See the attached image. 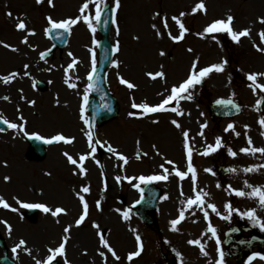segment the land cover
I'll use <instances>...</instances> for the list:
<instances>
[{
  "label": "rangeland",
  "instance_id": "374dc122",
  "mask_svg": "<svg viewBox=\"0 0 264 264\" xmlns=\"http://www.w3.org/2000/svg\"><path fill=\"white\" fill-rule=\"evenodd\" d=\"M85 2L87 0H51L52 6H50L48 0H43L39 5L36 0H0V57H3V59L0 58V76L3 74L10 76L11 73L18 70L14 78L15 83L18 84L17 87L1 99L4 100L7 97L9 100L15 99L18 102L20 98L19 89L24 93L22 83L27 80L30 87L34 86L35 80L38 79H43L48 84L47 91L38 92V94L35 92L29 99L24 96V101L19 106L10 107L12 105L7 104L5 102L7 99H5V103H2L4 113L0 107L1 118H9V115L17 112L23 113L22 110L25 109L30 111L33 120V122L30 121V133L37 132L46 136L57 132L67 135H81L82 129L85 130L78 119L80 93L76 89L69 90L67 81L70 80L72 84L79 80L82 84L84 82L88 84L86 75L91 72L92 53H95L98 61L97 44L100 37L97 25H95L96 31L93 33L81 19L70 30V42L62 57L46 63L42 62L40 58V54L50 47L44 37L46 35L45 29L48 27L46 17H51L56 21L77 19L81 16L80 9ZM201 2L204 3L206 11H194L196 5ZM108 3L114 7L115 0H105V4ZM92 7L90 5V14H94L91 13ZM9 12L12 14L11 17L6 15ZM157 13L159 16L156 15ZM181 13L185 15L181 17ZM229 15L234 17L233 31L238 33L245 29L250 30L249 37H242L239 43L232 42V45L216 40L215 38L219 35L210 36L205 32V29L212 22L224 20ZM173 17L179 18L186 28L183 40L178 43L169 38V33L173 37L179 36V27L173 21ZM165 18L168 23L167 30L163 27ZM260 18H264V0L247 2L242 0H120V8L115 17L117 23L112 26V43L114 47L119 43L120 47L119 52L115 53L114 56V62L118 63L119 67L111 66L108 71L107 82L110 90L118 98L121 111L117 119L98 129L99 136L104 142H107V147L110 145L118 151H125L126 154L132 153V170L129 172L137 177L138 175L154 176L155 173L164 174V171L160 170L161 166L169 167L166 165V161L170 159L174 163L180 162L183 167L187 160L183 132L187 131L191 135L189 144L192 155L195 157L198 174L196 175L195 189L189 179L186 182L169 175L167 181H160L159 186L164 190V197L167 196L168 199L163 198L160 204L157 215L159 229L156 231L139 225L136 234L138 233L145 240L144 253L141 257L139 256L140 258L129 261L126 256L129 252L137 251V243L135 239L128 240L130 239L129 229L124 226L127 220L123 218L122 213L127 211L126 204L125 202L120 203L119 198L114 196L119 195L118 192L126 193L125 179L123 178L125 177L126 166H122L124 169L120 171V164L115 166L118 161L114 155H97L106 169L109 182L116 190L110 191L113 193L110 194V198L101 199L105 207H102L100 212L92 209L93 220L87 221L83 225V229L94 233L92 224L96 221L101 223L103 229L101 226L100 229L103 231L104 229H111L106 235L107 238L105 236V240L112 246L120 259L115 260L106 249L101 247L99 249L107 255L108 263L104 262V257L96 256L97 260L92 257L90 259L85 255L86 246L80 251L81 258L69 254L72 261L77 264H216L218 259L217 245L215 239L208 233V224L211 223L217 229V235L221 241L220 247L225 253V264H238V253L224 247V235L227 228L234 224L239 217L234 212L230 222L223 221L207 205H215L221 215H227L225 208L227 204H231L234 210H239L241 213L249 210H255L258 213L259 204L257 201L247 197H235L230 195L227 189L228 186H231L233 189L250 193L251 189L244 187L245 181L252 186H264V155L241 152V149L248 147L249 139L252 142V147L264 148V134H262L264 128H261L260 125L264 116L260 114L258 109L264 91H260L258 88L253 91V88L249 87L251 82L247 80L249 74H261L256 83L264 85V52H259L254 47L255 45L264 48V43H261L258 35L264 31V25L258 23ZM20 21L26 24V31L17 30V24ZM153 25L156 26L155 29ZM117 27L119 28V35H117ZM157 30L160 32L159 36H157ZM27 32H35L36 34L28 36ZM25 38L28 40L27 44L22 43ZM226 38L228 39L227 35ZM94 41L95 43H93ZM5 44L9 47L5 48L3 46ZM12 48L17 49V51L13 52ZM90 49L91 51H89ZM161 52H164L165 55L161 56ZM73 60L79 62L74 67L76 80L72 77H66L69 75V71L67 73L62 71L63 67L65 69ZM222 63L225 64L224 72L210 74L201 85L196 86L194 95H191L192 100H185L187 103L196 101L195 105L192 104L195 107L197 104L199 106L196 110L193 109V117L188 119V121L192 119L191 133L188 131L187 124L181 122L184 121L181 120V116H160L154 119L158 121V123H154L156 125L151 124L154 121L151 118H135L139 116V112L133 110V103H157L167 95L166 91L169 88L181 84L187 79L193 70V65L197 71L199 68ZM27 65L30 68H26ZM48 70L57 71L58 75H47ZM28 71L31 72V76H28ZM159 72H163L165 78L160 79L158 77V80L151 81L152 79L148 74ZM120 78L132 83L136 88L128 89L119 82ZM201 88H204L203 94H199ZM228 97L236 98L243 105L242 115L232 120L213 119L209 114L207 104L216 99ZM27 100L35 101L34 106L32 103L29 105ZM130 113L134 115L130 116ZM132 118L134 120L131 121ZM172 120H176L181 125V129H177L171 123ZM202 123L207 125L206 128H203V136L199 135L202 130L200 126ZM230 124L235 126L234 130L226 131ZM0 136L6 141L12 137ZM16 138L17 136L14 140ZM217 138L222 140L224 146L216 153L209 155L207 160L200 153L208 149L209 145L215 146ZM8 141L5 144L6 147L0 144V160L6 161L3 164H9V167L4 168L0 163V193L7 192L3 198H7L6 200L10 204L14 199L13 194L30 201L42 200L43 197L32 199V194L29 192L27 194L26 189L23 190L24 192L11 191L9 185L3 181V178L5 180L7 177L9 181H16L20 186V178L26 174H29V179L36 181V185L40 188L58 187L65 197L67 194L70 197L77 194L85 195L89 198L90 204L97 200V191L102 194L108 191V184L104 185L103 189L98 175L96 183L90 184V186H87L89 183L79 180L83 173L75 172L67 164L66 159L60 153V146L57 148V152L59 151L58 158L61 159V162L50 158L48 153L44 160L30 162L25 159L26 145L19 147L14 144L12 146ZM65 148L69 150V147ZM229 148L237 153L235 158L227 155ZM47 152L50 154V150ZM135 153H140L142 157L147 155L149 159L133 161ZM221 166L228 169L232 168L234 171L221 177L216 173V170ZM204 167L211 169L214 174L209 172L207 174ZM248 167L257 168L258 171L245 173L244 169ZM16 170H24L25 172L17 173ZM45 173H50V175ZM169 173L172 172L169 171ZM116 176L120 178L119 183H117ZM218 184L221 186L220 188L217 187ZM83 187H88L89 193L80 192V188ZM186 189L189 192L184 194L185 197H182L181 191L184 193ZM134 191L133 198L138 194L135 189ZM201 192L208 194L203 198V209L192 206L189 210L190 206L187 203L189 197L196 196ZM62 203L66 202L62 200ZM13 204L16 205V203ZM77 211L79 208H76ZM181 211H184L185 219L177 225V231L173 232L171 231V221L177 219ZM205 211L208 212V220H205L203 214ZM12 217L13 215L0 210V220L7 219L13 224ZM71 217L75 218L76 213ZM47 218L49 219V217ZM73 218H70V221ZM38 220V224L32 225L29 227L30 229L18 221L20 224L18 229L21 232L28 231L31 234L34 230V239L41 244L44 250L43 253L35 251L31 253V264L44 259L47 255L46 247L52 246V249H55L61 234V228L56 225L58 221L47 223L43 215H39ZM44 223L50 227L55 225L59 232L56 233L58 234L57 237L50 234L46 235L45 232H43L42 238L40 237L38 231H43L44 226L42 224ZM110 223L113 225L112 228L107 226ZM138 224L139 222L134 217L133 228L135 230ZM40 228L41 230H39ZM13 232H5L0 223L1 236L4 237L5 235L6 237ZM127 234L126 240L125 235L127 236ZM14 235L17 238L22 236L20 233ZM51 237L54 240L50 242L45 240L51 239ZM94 239L95 243L98 242L96 237ZM15 240L13 243H17ZM189 240H199L207 255H202L199 248L189 245ZM5 241V248L0 246V250H2L0 260L3 255L8 254L14 258L17 264H23L18 256L22 249L13 253L10 250L12 243L9 242L8 237ZM252 249L257 250L258 246L256 245ZM94 251H97L96 247H94ZM248 253L253 252L249 251ZM261 255L264 253L261 252ZM246 257H242L244 264H247V261L245 262ZM57 260L58 264H64L63 261H59L60 258ZM253 264H264V260L256 259Z\"/></svg>",
  "mask_w": 264,
  "mask_h": 264
},
{
  "label": "snow or ice",
  "instance_id": "6c2138e0",
  "mask_svg": "<svg viewBox=\"0 0 264 264\" xmlns=\"http://www.w3.org/2000/svg\"><path fill=\"white\" fill-rule=\"evenodd\" d=\"M42 2H43V0H36V3L38 5L41 4ZM48 2H49V5L51 6V0H48ZM90 5L93 6L91 9V13H94V14H90ZM106 7L107 6L105 4V0H87V2H85L80 9L81 16L77 19H65L63 21H54L51 17H46L47 23H48V25H50V28L45 29V32L47 33L49 31H62V32L68 33V32H70L71 28L74 25H76L77 23H79L80 20L82 19L83 23L87 25L88 29L94 33L96 31L95 25H100L101 23H105V24L108 23L107 20L102 19L104 12L106 10ZM119 8H120V0H115L114 7H112L110 9V11H111V22L114 25L117 23L115 17H116V13H117ZM194 11H206L204 3H202V2L198 3L196 5V8ZM6 15L11 17L12 14L9 12ZM156 15L159 16V13H157ZM180 15L182 17L185 14L181 13ZM154 19H155V17H154ZM172 19L176 23V25H178V27H179V36L173 37L171 35V33H169V38L172 39L174 42L178 43L181 40H183L184 35L186 33V28L179 18L173 17ZM233 21H234V17L229 15L224 20H217V21L212 22L205 29V32L206 33H227L231 37V39L236 43H239L240 39L242 37H249L250 36V30H248V29L242 30L238 33L233 31V28H232ZM258 23H260L261 25H264V18H260L258 20ZM163 27L165 30L168 29V23H167L166 18L163 20ZM153 28L155 29L156 26L153 25ZM17 30L22 31V32L26 31V24L23 21H20L17 24ZM35 34H36L35 32H27L28 36H34ZM117 35H119V28L118 27H117ZM159 35H160V32L157 30V36H159ZM258 35L260 36L261 43H264V31H261L260 33H258ZM22 43L27 44L28 43L27 38L22 40ZM93 43H95V41ZM3 46L5 48L9 47V45H7V44H5ZM254 47H256L257 51L264 52V48H260V47L255 46V45H254ZM11 50L13 52L17 51V49H15V48H12ZM119 50H120L119 43H117L115 45V47L112 49V51H113V53H117V52H119ZM89 51H91V49ZM188 51H191V49H188ZM43 55L44 54H42V56ZM69 55H71V53H69ZM160 55L163 56V55H165V53L161 52ZM77 63H79V62L76 60H73L72 64H70L68 66V70H66V73H67V71L72 70ZM112 66L118 68L119 64L114 62ZM25 67H27V66H25ZM224 68H225V64L222 63V64H217V65L205 67L202 70L196 71L195 65H193V70L190 72L188 78L183 83L179 84L178 86L171 88L170 94L158 105L149 106L147 104L137 105V104L133 103L132 108L138 109L139 112L143 114L141 116H136L135 118L142 119L144 115H150V114H156V113H166V112H173V113H175L176 116H182L183 113L181 111H179L176 107L169 108L166 106L173 103V102L178 104L181 99L191 100L192 97L190 95H186L187 93H189L190 90H194L196 88V86L201 85L202 82L210 74H212V73H218V74L223 73ZM96 70H97V60H96L95 53H92L91 72L87 77L88 81L90 82L89 88L94 87V85L91 83V81H93L95 78ZM16 75H17V73H11L10 76L0 77V81H3L5 84L10 83L12 81V79L16 77ZM148 75L150 76V78L152 80H156L158 77L160 79L165 78V74L163 72H159L156 74L149 73ZM260 75L261 74H249L247 76V80L251 82L249 87H252L253 91H255L257 88L260 89V91H264V85L256 83ZM119 82L122 85H125L130 90L134 88V85L132 83L124 80L123 78H120ZM68 87L74 88L75 85L68 83ZM5 99H7V97H5ZM88 99H89L88 95L83 96V105L81 108L80 115H81V119L83 120L84 124L90 127L89 120L85 119V117H84V108L88 104ZM31 103H32V106H34L35 101H32ZM217 104L222 105V106H226V102L223 100L217 101ZM233 107H235V105H233ZM129 115L133 116L134 114L130 113ZM18 119L21 120L23 123H21V124L11 123L5 119L0 118V124L6 125L8 129H11L13 131H18L19 133H23V135L28 140L38 141L39 143L44 144V145H52L54 143L59 144L61 142L64 144H72L74 142L73 139L65 138L62 134H58L52 138H44L38 134H31L30 135L25 131V127H24V125L27 122L24 121V118L22 116L18 117ZM153 123H158V121L154 120ZM171 123L177 129H181V125L176 120H172ZM260 125H261V128H264V120L260 121ZM206 127H207V125L201 126L202 130L199 133V135L203 136V128H206ZM234 128H235V126L230 124V125H228L226 131H233ZM262 134H264V133H262ZM237 135H239V134H237ZM183 137H184V147L186 149L187 159H188V173L191 174V182H192L193 187L195 189L196 172H195V169L192 167V164H191L192 151H191V148H190L189 142H188L189 141V133L187 131H184ZM87 143H88V148L90 149V154L80 155L78 157V159H74L68 153H64V155L67 158L68 163L71 165H74L75 168L78 169L80 173H83L85 175H86V169L84 167L85 162L87 160H89L90 157L95 156V153L97 150L96 146H103V145H101V142L99 140L94 141V137H93V134L91 131H89L87 133ZM105 143H107V142H105ZM223 146L224 145L222 143V140L220 138H217L215 146L209 145L208 149L206 151L200 153V154L202 156H208V155L214 154L217 151H219ZM106 150L110 153H113V155H115L118 160L123 161L124 164L128 163L127 158L122 154H118L116 149H114L110 145L107 147ZM241 152H243L244 154L260 153L261 155H264V148L252 147V142L249 139L248 140V147L241 149ZM157 154H159V153H157ZM227 155L232 157V158H235L237 153L232 151L229 148V149H227ZM166 163L172 164L171 161H166ZM5 166H7V165L5 164ZM161 167L163 168V166H161ZM205 171L209 172L211 174H214V173H212L211 169H206ZM227 171L229 173H231L234 171V169L229 168V169H227ZM257 171H258V169L254 168V167H248V168L244 169L245 173H255ZM45 174L50 175V173H45ZM170 174L175 175L181 181L188 178V175L185 172H181L179 170H176L174 173H169L168 169H164V174H162V175L149 176V177H144V176L139 177L138 178L139 179L138 184H133V180L136 178H128L127 182L130 185H133V187L135 188V190L137 192H140L141 191L140 185H149V184H152V183L158 182V181H167L168 176ZM8 179L9 178H7V177L5 178L6 182ZM119 180H120V178L117 177V183H119ZM217 187L220 188L221 186L218 184ZM244 187L251 189L250 193L243 191V190L233 189L231 186H228L227 191L229 192L230 195H234L235 197H238V198H246L247 197L249 199H253V200L257 201L259 206H260V210L264 211V186H260V187L252 186L247 181H245ZM80 191L83 193H89V188L83 187L80 189ZM181 195H183L182 191H181ZM207 195H208L207 193L201 192L198 195H196L194 199H189L187 201L188 205L190 206L189 210L191 209L192 206L203 209V207H204V199L203 198L206 197ZM164 199L167 200L168 197L165 196ZM79 200H80V203L82 204L83 208H82V214L75 221L76 227H80L85 222V220L88 216V204H87V202L85 201V199L82 195L79 196ZM142 200H143V195H141V201ZM141 201H137V203H140ZM16 203L19 205L20 209H38L42 213H45V214L50 213L53 217H57L61 214L67 215V212L64 209L56 208L55 210H52L48 206H46L44 204H40V203H24V202H21L19 200H17ZM99 207H100V205L98 203L97 209H99ZM133 207H135V205H133ZM207 207L210 208L212 210V212L216 213L219 216V219H221L223 221H229L230 222L231 217L233 216V214L235 212V214L240 219H242V220L246 219L247 221H249L252 224L253 227L258 228L261 232H264V220L258 218L257 212L255 210H249V211L241 213L239 210H234L231 204H227V205H225V208L227 210V215H221L217 211L215 205L208 204ZM0 208L8 209L9 211H12V212L17 211L16 208L10 207L2 198H0ZM203 214H204L205 220H208V212L205 211ZM193 215H195L194 212H193ZM122 216L125 220H128L129 219V211L123 212ZM184 219H185L184 211H181L179 214V217L177 219L171 221V225H172L171 231L176 232L177 231V225L181 224V222ZM0 223L5 224L6 229L9 232H11V228H10V226H8L6 224V222L0 221ZM70 227L71 226L64 228L65 237L62 240V242L59 244V246L56 247L55 249H52V248L48 249V252L50 253V255L43 262V264H53V261L57 257H65L64 264H68V262L66 260V244H67V234L70 231ZM93 227L98 228L99 226L94 224ZM208 233H211V235L215 239V242L217 245L218 259L216 261V264H225V253L223 250H221V247H220L221 241L218 238L217 229L215 227H213L211 225V223L208 224ZM135 239H136V243H137V251H135L134 253H132L128 256L129 261H132L134 258L139 257L143 251V245L141 243V237L139 235H137L135 237ZM99 243L103 249H106L108 253H111L112 257L115 260L120 259V257L117 256V254L115 253L113 248L109 245L108 241L104 239L103 235L100 236ZM188 243L191 246H195V247L199 248L202 255H207V252L205 251L204 246L202 245V243L199 240H195V241L189 240ZM241 243H243V241ZM25 247H26L25 241L21 240V241H19L18 245L12 249V251H13V253H17L19 249H23ZM29 254H31V253H29ZM99 255L101 257H104V252H100ZM256 259L264 260V255L250 256L248 258L247 264H253V261ZM36 264H41V261L37 260Z\"/></svg>",
  "mask_w": 264,
  "mask_h": 264
},
{
  "label": "bare ground",
  "instance_id": "6f19581e",
  "mask_svg": "<svg viewBox=\"0 0 264 264\" xmlns=\"http://www.w3.org/2000/svg\"><path fill=\"white\" fill-rule=\"evenodd\" d=\"M80 144H81V139H80L79 136H77L76 142L73 145H71L70 147L74 150V149H77V146L80 145ZM50 151H51V153L49 155L50 158H53V159L58 160V161L61 162V159L58 158V152L56 151V149L50 150ZM94 179H95V174H90V176L87 178V180H89V181H93ZM13 186L16 187V184L14 183ZM110 187H111V190H114V191L116 190L111 182H110ZM177 202L179 203L178 199H177ZM50 221H52V220H48L47 223L50 222ZM42 225L45 226L46 229H49V227H50V226H47L46 223H44ZM19 226H18V224H17V227L15 226L16 231H15L14 228L12 229L10 227L11 228V232L15 231L9 236V238L11 239L12 242H14V240L17 238L14 234H18L17 232H18ZM51 228L54 231L57 230L55 227H51ZM76 232H78V235H79L80 239H82L84 237H86V239H87V245H89V249L88 250L86 249L85 255L87 257H89L90 259L92 257L94 260H97L96 259L97 257L94 255V252H93L94 244H93V241H92V239L90 237V234L88 235V234L82 232L81 230L73 231V233H76ZM24 235H25V240H26V247L21 250V252H20V254L18 256H19V258H21L23 264H31V261H30L31 254H29V253H32L34 251L35 252H42L44 250H43V247L41 246V244L36 239H34V233L29 234L28 231H25ZM15 241L17 242V239ZM75 244H77V243H75ZM75 244L70 242V246H69L70 254L73 257H75V256L76 257H80V255H81L80 251L83 249V247H82V245H80L81 243L79 245H75ZM96 248H98V252L100 253V251H101L99 249L100 246H96Z\"/></svg>",
  "mask_w": 264,
  "mask_h": 264
},
{
  "label": "flooded vegetation",
  "instance_id": "af4514ba",
  "mask_svg": "<svg viewBox=\"0 0 264 264\" xmlns=\"http://www.w3.org/2000/svg\"><path fill=\"white\" fill-rule=\"evenodd\" d=\"M258 233H259V234H262V232H261L260 230L258 231ZM256 238H257V239H260L258 236H257ZM242 241H243V243H241ZM244 242H245V240L243 239V240L240 241V244H241V245H244Z\"/></svg>",
  "mask_w": 264,
  "mask_h": 264
},
{
  "label": "water",
  "instance_id": "95a60500",
  "mask_svg": "<svg viewBox=\"0 0 264 264\" xmlns=\"http://www.w3.org/2000/svg\"><path fill=\"white\" fill-rule=\"evenodd\" d=\"M106 116V115H105ZM106 118V117H105ZM38 149H40L39 147H37ZM40 151V150H39Z\"/></svg>",
  "mask_w": 264,
  "mask_h": 264
}]
</instances>
